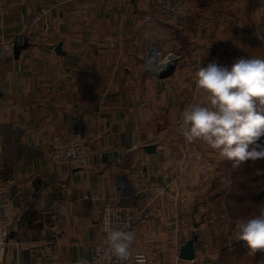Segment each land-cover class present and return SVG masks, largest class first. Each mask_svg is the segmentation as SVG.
Instances as JSON below:
<instances>
[{
    "label": "crops",
    "instance_id": "1",
    "mask_svg": "<svg viewBox=\"0 0 264 264\" xmlns=\"http://www.w3.org/2000/svg\"><path fill=\"white\" fill-rule=\"evenodd\" d=\"M182 8L192 18L168 23L143 0H0V50H19L0 56L3 264H91L104 204L142 212L129 251L144 264H264L233 230L264 206V167L233 169L179 131L185 107L204 99L194 73L219 48L264 58V0ZM154 50L162 58L150 71ZM170 60L172 72L158 78ZM64 133L88 144L85 168L51 164V142ZM187 243L191 261L179 259Z\"/></svg>",
    "mask_w": 264,
    "mask_h": 264
},
{
    "label": "clouds",
    "instance_id": "2",
    "mask_svg": "<svg viewBox=\"0 0 264 264\" xmlns=\"http://www.w3.org/2000/svg\"><path fill=\"white\" fill-rule=\"evenodd\" d=\"M194 81L204 99L190 103L181 114L179 131L185 142L203 143L233 169L264 160V58L241 57L230 68L213 61L195 71ZM233 230L236 241L246 242L249 251L264 252V206L258 214L237 218ZM132 241V233L109 231V246L122 261L130 257Z\"/></svg>",
    "mask_w": 264,
    "mask_h": 264
},
{
    "label": "built area",
    "instance_id": "3",
    "mask_svg": "<svg viewBox=\"0 0 264 264\" xmlns=\"http://www.w3.org/2000/svg\"><path fill=\"white\" fill-rule=\"evenodd\" d=\"M150 4L151 9L164 22L184 23L192 18L191 12H184L182 0H143ZM229 1V0H221ZM46 11L41 10L38 15L30 20V26L35 27L40 22ZM150 16H144L145 22L149 21ZM14 45L6 43L1 47L0 56L10 53ZM153 62L146 60L145 66L150 70L155 60H161V53L153 51ZM241 58L238 53H229L221 47L218 54L213 56L210 61L204 65L206 67L211 62H216L221 66L229 68L236 59ZM154 69V67H153ZM152 71V70H150ZM89 147L77 134L64 133L53 138L50 146L49 160L51 164L59 167L85 168L88 160ZM64 190L65 186L61 185ZM9 200L6 195L0 191V264L4 262V255L9 245L8 237L10 233V222L7 214ZM142 212L136 208L127 206H113L104 204L98 211V232L93 249V258L91 264H144L146 256L141 253H131L127 261H122L112 251L108 243L109 231L118 228L129 232L131 228L142 219Z\"/></svg>",
    "mask_w": 264,
    "mask_h": 264
},
{
    "label": "water",
    "instance_id": "4",
    "mask_svg": "<svg viewBox=\"0 0 264 264\" xmlns=\"http://www.w3.org/2000/svg\"><path fill=\"white\" fill-rule=\"evenodd\" d=\"M18 51L19 50L17 48L12 49V52L14 55H16ZM172 69H173V61L172 60L167 61L163 65V67L159 69L158 74H157L158 78L160 79L167 78L172 72ZM193 258H194V251H193L192 245L191 243H187L182 247L180 254H179V259L184 260V261H191L193 260Z\"/></svg>",
    "mask_w": 264,
    "mask_h": 264
},
{
    "label": "trees",
    "instance_id": "5",
    "mask_svg": "<svg viewBox=\"0 0 264 264\" xmlns=\"http://www.w3.org/2000/svg\"><path fill=\"white\" fill-rule=\"evenodd\" d=\"M262 140H264V138H262ZM245 163L248 164L249 161H247V162H245ZM258 163H259L258 161L253 162V165L256 166V167H261V166L264 167V165H261L260 163H259V164H258ZM243 170H244V169H243ZM242 174H243V175H246L245 172H242ZM245 195H246L245 200H249L250 202L254 203V201H255V200H254V197H253L254 194H252V193L250 192V190H248L247 193H246ZM252 207H253V206H252ZM244 209H245V208H244V206H243V211H242V212H244Z\"/></svg>",
    "mask_w": 264,
    "mask_h": 264
},
{
    "label": "rangeland",
    "instance_id": "6",
    "mask_svg": "<svg viewBox=\"0 0 264 264\" xmlns=\"http://www.w3.org/2000/svg\"><path fill=\"white\" fill-rule=\"evenodd\" d=\"M167 47L166 48H168V50H172V47L171 46H169V45H166ZM258 162L261 164V165H264V160H258ZM258 163V164H259ZM253 208V207H252ZM253 210H254V208H253Z\"/></svg>",
    "mask_w": 264,
    "mask_h": 264
},
{
    "label": "bare ground",
    "instance_id": "7",
    "mask_svg": "<svg viewBox=\"0 0 264 264\" xmlns=\"http://www.w3.org/2000/svg\"><path fill=\"white\" fill-rule=\"evenodd\" d=\"M149 69H150V70H153V65H151Z\"/></svg>",
    "mask_w": 264,
    "mask_h": 264
}]
</instances>
